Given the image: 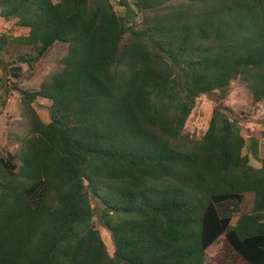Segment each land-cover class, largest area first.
I'll return each instance as SVG.
<instances>
[{
	"label": "trees",
	"instance_id": "trees-1",
	"mask_svg": "<svg viewBox=\"0 0 264 264\" xmlns=\"http://www.w3.org/2000/svg\"><path fill=\"white\" fill-rule=\"evenodd\" d=\"M113 1L0 0V17L28 29L0 35L1 56L29 50L11 62L17 78L16 64L33 71L68 46L37 90L14 86L23 131L0 153V264H205L222 237L229 264H264V134L245 137L224 105L237 81L264 103V0ZM211 94L209 127L191 139ZM247 194L251 212L232 224L218 206Z\"/></svg>",
	"mask_w": 264,
	"mask_h": 264
},
{
	"label": "rangeland",
	"instance_id": "rangeland-1",
	"mask_svg": "<svg viewBox=\"0 0 264 264\" xmlns=\"http://www.w3.org/2000/svg\"><path fill=\"white\" fill-rule=\"evenodd\" d=\"M55 3L60 0H53ZM118 1H113V4L118 12L121 8L118 6ZM131 1V0H130ZM22 36L28 34V29L20 28L16 20L6 21L0 17V35ZM68 46L64 43L55 44L46 56L38 63L33 71H30L25 64H16L22 67V73L17 78L12 72L11 62L21 53L29 50L24 47H16L10 50L9 55H0V153L6 155L13 152L18 147L15 142V136L23 131L22 123V107L19 93L14 90V86L22 89L35 91L39 88L43 79L55 70L60 60L67 54ZM218 103V95H203L197 99V104L189 117L185 133L191 139H199L207 131L212 117L213 109ZM50 103L46 100H38L34 107L40 118L48 123L50 122ZM224 105L229 109V114L242 122L243 134L245 137L251 133L264 134V103L254 105L252 98L247 89L240 82H234L231 93ZM260 157L264 162V137L260 142ZM251 164L260 167L261 164L251 159ZM254 197L251 194L246 195V199L241 206L232 205L230 202L222 203L218 206V210L222 214L232 215L234 219L232 224H235L237 217L251 212ZM93 207L96 210L94 224L101 232L102 238L107 245L111 255L114 254V241L112 234L104 227L100 219V209H97L96 201L93 200ZM234 257V252L224 237L214 244L206 253L205 264H229Z\"/></svg>",
	"mask_w": 264,
	"mask_h": 264
}]
</instances>
